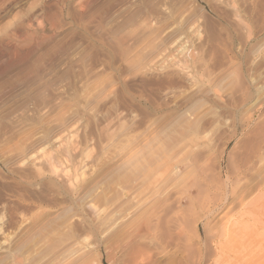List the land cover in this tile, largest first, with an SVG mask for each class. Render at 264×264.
<instances>
[{
	"label": "rangeland",
	"instance_id": "rangeland-1",
	"mask_svg": "<svg viewBox=\"0 0 264 264\" xmlns=\"http://www.w3.org/2000/svg\"><path fill=\"white\" fill-rule=\"evenodd\" d=\"M222 151L231 180L251 156L260 173L202 216L199 170L163 160L202 153L211 179ZM259 157L264 0H0V264H213L225 221L264 247ZM160 202L158 246L133 230Z\"/></svg>",
	"mask_w": 264,
	"mask_h": 264
},
{
	"label": "bare ground",
	"instance_id": "bare-ground-1",
	"mask_svg": "<svg viewBox=\"0 0 264 264\" xmlns=\"http://www.w3.org/2000/svg\"><path fill=\"white\" fill-rule=\"evenodd\" d=\"M168 153H169V155L167 154L168 156H165L164 160H163V164L165 163V165L163 167L164 169H162L163 175L167 176V175L171 174V176L177 177L178 174H180V171H181L180 166H181L182 162L185 163L182 165H186L187 167H190L192 170H195V169L199 170L198 172L196 171L197 174L194 173L196 175H199V181H197L195 176H193L194 179L197 181L195 183V187H193L194 185L186 184L185 186L183 185L184 186L183 188L182 187L181 188H182V190H185L187 188V192H186L187 197L185 199L186 205L190 208V210H194V211H195V209L199 208V212L201 213L202 216L204 213H208L207 216L208 215L210 216L215 212L217 213V211H219L226 203H228L229 200L236 198L239 195V193L242 192V190L245 188V186H247L248 184H251V182H253V180L256 178V176L260 173V171L258 169H255V167L252 166L253 165L252 164V157H255V156H251L249 158L247 157L246 160H239V163L237 164V166L235 165L236 166L235 168L233 166L231 173L234 177V180L230 179V175L228 174V171L224 172L225 176L223 178L224 173H223L222 161H223V153L224 152L222 151L221 153H219L217 163H215L216 161L215 162L213 161L216 164V166H214L215 165L214 164L213 169H211V171H210L211 175H212V178L210 179V178H208L209 175H206V173H207L206 167L203 168L202 170H200L202 168V166L200 165V161L202 160L201 159L202 156L200 154H202V153L199 154L197 152L198 154H194L193 157H191L190 159H186V161L184 160V161H178V162L174 161L175 159H174L173 154H171L170 152H168ZM255 155L256 156L259 155V149L255 152ZM260 158L261 157H259V159ZM261 160H263V161H260V160L259 161L264 162V158L263 159L261 158ZM163 164H161V165H163ZM206 166H208V168H209V164ZM155 170H157V169H155ZM215 171H217V175H215ZM146 172H148L146 176L149 175L148 177L150 178L151 170L147 169ZM214 177L217 181L219 180L218 183H213ZM261 178H262V176H261ZM216 180H215V182H216ZM148 182L147 181L145 182L144 188L141 189V191H143V192L144 191H148V192L151 191L153 193H155V192L157 193L159 190H161L160 192L164 191V194H162V196H160L159 199L164 196L163 199L165 200V202L169 201L171 189H169L167 184H165L164 187L160 185V186H157L155 188H152V184H148ZM179 184L181 185L180 182H179ZM174 186H176V185H174ZM145 188L148 190H146ZM174 188L176 190L177 187H174ZM192 192L194 193V195H192ZM261 199H262L261 196L256 199L255 204L252 208L253 210L255 209L256 205L260 202ZM199 201H202V203L197 204V202H199ZM178 203H180V202H178ZM171 206L172 205L166 204V203L165 204H163L161 202L158 203L157 206L154 207L152 210L153 211V213L151 214L152 218L150 217L151 215L149 216L150 218L147 217L149 220L147 219L148 221L147 220L143 221V223L140 224L138 227H136L133 230V232L134 231H141L144 234V236H146L144 238H147V240L150 241V243H152V242L157 243L158 246L161 243L167 244L168 243L167 241H169V239L171 240V238H172V236L170 237L169 234H166L167 232L165 233V228H166L165 225L167 223L166 217L168 216V213L171 210ZM207 219H208V217H207ZM175 220H176V218H175ZM199 221H200V218H199ZM256 222H257V220H256ZM206 224H207V222H206ZM222 225L223 226H222L221 230L219 231V233H221V232L223 233L222 235L227 239V244L221 245V246L218 245L219 248L216 247L217 249H215L214 251L217 253V255L219 257L216 258L214 256L217 260L216 261L214 260L213 264H264V247L260 246L257 249L255 248V243H254L255 241L253 239L255 237H257L256 232L250 231L249 235L247 234V236H242L243 234H241V233H243V232L238 233V234H236V232L232 233L233 231H232V229L230 230L231 226H230V224H228V221L223 222ZM204 226H206V225H204ZM181 231H183V230H181ZM205 231H207V230H205ZM215 231H217V229ZM254 231H256V230H254ZM207 232H206V234H208ZM179 233H180V231H179ZM215 233H213V235L217 236V234H215ZM130 236H132L131 233H130ZM237 236H239V239L237 238ZM242 237H245V239ZM178 239H180V238H178ZM82 252H83V250H82ZM144 252L145 251H143L140 246H135L133 248V254H135V255H142V254H144ZM226 253L228 254V256H226ZM229 254H231V256ZM207 256H208V254H207ZM66 259H68V258H66ZM74 259H76V258H74ZM69 260H71V259H69ZM66 264H68V263H66Z\"/></svg>",
	"mask_w": 264,
	"mask_h": 264
}]
</instances>
